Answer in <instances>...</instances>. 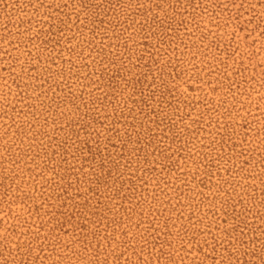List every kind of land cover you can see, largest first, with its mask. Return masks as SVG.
Instances as JSON below:
<instances>
[{"label": "rangeland", "instance_id": "374dc122", "mask_svg": "<svg viewBox=\"0 0 264 264\" xmlns=\"http://www.w3.org/2000/svg\"><path fill=\"white\" fill-rule=\"evenodd\" d=\"M0 264H264V0H0Z\"/></svg>", "mask_w": 264, "mask_h": 264}]
</instances>
